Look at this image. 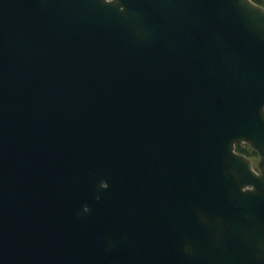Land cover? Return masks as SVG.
Returning a JSON list of instances; mask_svg holds the SVG:
<instances>
[{
  "label": "water",
  "instance_id": "1",
  "mask_svg": "<svg viewBox=\"0 0 264 264\" xmlns=\"http://www.w3.org/2000/svg\"><path fill=\"white\" fill-rule=\"evenodd\" d=\"M0 264H264V7L0 0Z\"/></svg>",
  "mask_w": 264,
  "mask_h": 264
},
{
  "label": "flooded vegetation",
  "instance_id": "2",
  "mask_svg": "<svg viewBox=\"0 0 264 264\" xmlns=\"http://www.w3.org/2000/svg\"><path fill=\"white\" fill-rule=\"evenodd\" d=\"M81 178H89V177H87V175H86V176L81 177ZM109 178L115 179V178H124V177L121 175H113V176H109ZM133 178H136V180H134L130 183V185H132L131 188L135 189V190H141L143 188L142 187L143 183L140 180L141 177L138 175H134ZM117 183H120V181H114L113 182L114 185H117ZM86 184L87 183H84L83 189L91 190V187L86 186ZM99 185L102 188H107L109 186V183L102 180L99 182ZM156 185L158 186V189L161 192V196H163V194H162L163 188L161 186L162 183L157 180ZM25 188H29L32 191L43 190V189L47 190L49 193L46 195L45 199H47V202L49 201L51 206L55 205V202L57 201V199L55 198V195L53 193V192H55L56 188H55V185L52 181L47 182L46 187H44V188L42 186H39L37 183H25ZM115 188H117V187H115ZM179 189L181 192L182 180H180V182H179ZM161 196H160V198H161ZM32 199L35 200L36 202L39 201V198H38L36 193L33 194ZM107 199H109L110 201H113L112 198H104L102 195H99V194L92 197V200H96V201L107 200ZM179 202H180V206H179V219H180L181 218V196H180V194H179ZM117 206L118 205H116V206L108 205L105 209L95 212V214L99 216V221L102 225H104L106 227H117V226H121L123 224H131V223L133 224L136 222L145 223L148 220L145 219L144 217L150 216L149 210H147V213H143V212L138 211L137 208L136 209L135 208L121 209L120 207H117ZM85 209H86V207H85ZM53 214H55V212ZM156 216L160 222H165L166 220L173 221V219L175 217V211H169L168 207L165 208L163 205H160L157 208ZM41 230H48V229H43V227H41Z\"/></svg>",
  "mask_w": 264,
  "mask_h": 264
},
{
  "label": "trees",
  "instance_id": "3",
  "mask_svg": "<svg viewBox=\"0 0 264 264\" xmlns=\"http://www.w3.org/2000/svg\"><path fill=\"white\" fill-rule=\"evenodd\" d=\"M260 5H262L264 7V0H252ZM236 151L238 153L244 154L247 157H251V156H257V154L250 149V147H248L247 145H243V146H237L236 147Z\"/></svg>",
  "mask_w": 264,
  "mask_h": 264
},
{
  "label": "rangeland",
  "instance_id": "4",
  "mask_svg": "<svg viewBox=\"0 0 264 264\" xmlns=\"http://www.w3.org/2000/svg\"><path fill=\"white\" fill-rule=\"evenodd\" d=\"M243 145H245V144H242L241 146H243ZM254 160H257V156L255 155V156H251Z\"/></svg>",
  "mask_w": 264,
  "mask_h": 264
}]
</instances>
